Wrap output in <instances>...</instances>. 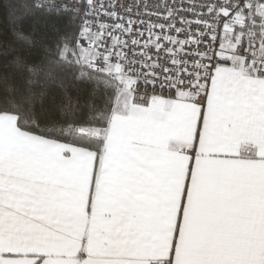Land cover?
Segmentation results:
<instances>
[{
    "label": "snow or ice",
    "instance_id": "snow-or-ice-1",
    "mask_svg": "<svg viewBox=\"0 0 264 264\" xmlns=\"http://www.w3.org/2000/svg\"><path fill=\"white\" fill-rule=\"evenodd\" d=\"M0 264H264V0H0Z\"/></svg>",
    "mask_w": 264,
    "mask_h": 264
},
{
    "label": "trees",
    "instance_id": "trees-1",
    "mask_svg": "<svg viewBox=\"0 0 264 264\" xmlns=\"http://www.w3.org/2000/svg\"><path fill=\"white\" fill-rule=\"evenodd\" d=\"M31 21H25V27H28L30 25Z\"/></svg>",
    "mask_w": 264,
    "mask_h": 264
}]
</instances>
